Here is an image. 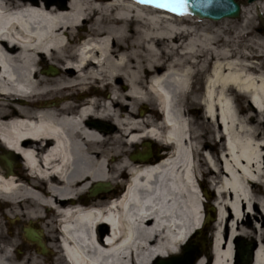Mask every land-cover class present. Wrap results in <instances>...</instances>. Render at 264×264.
Returning a JSON list of instances; mask_svg holds the SVG:
<instances>
[{"label": "bare ground", "instance_id": "bare-ground-1", "mask_svg": "<svg viewBox=\"0 0 264 264\" xmlns=\"http://www.w3.org/2000/svg\"><path fill=\"white\" fill-rule=\"evenodd\" d=\"M162 2L0 0V153L13 158L18 151L42 178L8 173L0 160L8 206L0 211V264H27L4 234L12 215L56 221L44 210L62 228L67 264H152L178 254L203 217L202 173L214 181L219 213L212 260L195 264H233L239 235L258 238L252 264H264V71L236 52L264 0L243 7L233 36ZM48 58L57 74L47 72ZM198 79L202 92L194 90ZM235 91L250 98L245 115L232 103ZM84 97L88 106L79 103ZM188 98L223 142L217 155L191 140ZM150 104L161 122L148 113ZM144 139L175 147L147 165L130 155ZM180 139H190L188 146ZM126 172L134 183L113 204L108 191L121 187ZM103 182L108 193L87 194Z\"/></svg>", "mask_w": 264, "mask_h": 264}, {"label": "rangeland", "instance_id": "rangeland-1", "mask_svg": "<svg viewBox=\"0 0 264 264\" xmlns=\"http://www.w3.org/2000/svg\"><path fill=\"white\" fill-rule=\"evenodd\" d=\"M241 1L244 2L243 3L244 7H246L247 9H249L251 5L256 3L257 1L259 2V4L261 2V0H256V2L249 4L247 0H241ZM261 4L264 6V2H262ZM261 14L264 17V11ZM260 17H261L260 13L257 12L255 17L252 19L251 23L246 27L245 30H243L244 34L237 40L238 43H237L236 52L244 53V54L248 53L250 56H248L247 59H249V61H255L256 63H258L260 65L261 70L264 71V23H263L264 21L262 22ZM243 22H244V17L243 15H241V17L239 18L224 19L221 21L213 22V24H210V25H212L211 26L212 29L218 28L220 26L223 28H227L232 31L229 34V36H233L235 34L234 30L238 31L242 29ZM48 64H50V62L47 61L46 68H48ZM203 88H204V82L202 81V79H198L197 82L194 84L195 92H198V91L202 92ZM232 97H233L232 103L241 115H245L246 113L249 112L252 106L250 104V98L246 94L235 91ZM148 107H149L148 113L152 112L154 120L156 122L160 121L161 119L160 112L154 110L156 108L154 107L153 104L148 105ZM186 113L191 120L192 140L197 142L200 148L211 151L213 154L217 155L219 150L222 148L223 142L216 143V138L212 130L213 129L212 123L207 121L206 117L204 116V110L202 106L200 105V103H198V101L193 102L190 98H188L187 105H186ZM138 146L139 145L132 146L130 148V152L132 153V151L138 149ZM201 159L202 157H200V161ZM118 181H121L122 183V180L120 178H118ZM203 182L205 183L204 185L208 187V183H207L208 181L207 182L203 181ZM121 189H122V185L120 188L110 191L108 195L109 197L108 199L118 194ZM209 191L212 193L211 198L215 196L214 192H212L210 189ZM209 204H211L210 201H209ZM2 209L3 208L0 207V211H2ZM252 216L253 218H255V215H252ZM212 217L213 218L215 217V213H213ZM216 224L214 225L213 220L210 221L207 227L209 232H216ZM14 230L15 228L13 224L12 225L10 224V226L7 225L4 227V234L7 237H9L12 241L13 239L15 240V238H12L13 236L12 234ZM9 232H11L10 236L8 234ZM227 233L228 231L226 229L224 233L225 237H227ZM245 239H247L248 241H254V236H247ZM211 240H212V237L209 234L206 235L200 241L201 250L206 251V252L210 250L209 242H211ZM238 240L239 239H235L233 242H236ZM15 242L16 243H14L13 241L14 249L16 248V244H18V240L16 239ZM21 260L26 261L27 264H44V261H47L45 259H32L29 261L26 259H21ZM61 261L63 260L61 259Z\"/></svg>", "mask_w": 264, "mask_h": 264}, {"label": "flooded vegetation", "instance_id": "flooded-vegetation-1", "mask_svg": "<svg viewBox=\"0 0 264 264\" xmlns=\"http://www.w3.org/2000/svg\"><path fill=\"white\" fill-rule=\"evenodd\" d=\"M170 151V146L167 144H153L149 152V159L147 163H156L159 160L166 157ZM20 160H23L21 156H17ZM72 206L75 201H71ZM76 203L79 205V197L76 198ZM44 214L47 215L48 220L54 219L53 223L44 224L39 221L32 222L26 215H12V224L15 228L13 231V238L18 240L16 244V252L21 259H45L44 264H65L63 260L64 252L62 251V228L57 223L55 218V212L44 210ZM257 218V217H255ZM251 223L253 219L251 218ZM11 224V225H12ZM257 245V239L254 240ZM196 245V243H192ZM248 240L244 236H241L237 242V264H248L250 260ZM53 260V261H52ZM196 261V260H195ZM31 262V261H30Z\"/></svg>", "mask_w": 264, "mask_h": 264}, {"label": "water", "instance_id": "water-1", "mask_svg": "<svg viewBox=\"0 0 264 264\" xmlns=\"http://www.w3.org/2000/svg\"><path fill=\"white\" fill-rule=\"evenodd\" d=\"M254 0H248L252 3ZM187 7L189 12L195 16L201 18H208L214 21L221 20L223 18H236L240 16L241 6L236 0H187ZM52 73L56 71L51 69ZM180 143H185L186 140L180 139ZM133 159H146V156L142 154H137L132 157ZM10 166V165H9ZM107 183H99L92 190L93 194H97L101 191L107 190ZM213 209V208H212ZM187 251H191L192 248H186ZM194 251H197L195 249ZM157 264H193L192 259L188 261L185 259L174 258L171 260H160Z\"/></svg>", "mask_w": 264, "mask_h": 264}, {"label": "snow or ice", "instance_id": "snow-or-ice-1", "mask_svg": "<svg viewBox=\"0 0 264 264\" xmlns=\"http://www.w3.org/2000/svg\"><path fill=\"white\" fill-rule=\"evenodd\" d=\"M148 2H151V0H148ZM187 0H163L162 3H160L159 7H170L173 12L177 10V6L180 7H186Z\"/></svg>", "mask_w": 264, "mask_h": 264}]
</instances>
